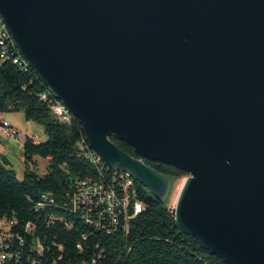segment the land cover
Returning a JSON list of instances; mask_svg holds the SVG:
<instances>
[{
  "label": "water",
  "instance_id": "95a60500",
  "mask_svg": "<svg viewBox=\"0 0 264 264\" xmlns=\"http://www.w3.org/2000/svg\"><path fill=\"white\" fill-rule=\"evenodd\" d=\"M30 68L109 168L228 264H264V0H0ZM133 148L122 151L111 138Z\"/></svg>",
  "mask_w": 264,
  "mask_h": 264
},
{
  "label": "trees",
  "instance_id": "16d2710c",
  "mask_svg": "<svg viewBox=\"0 0 264 264\" xmlns=\"http://www.w3.org/2000/svg\"><path fill=\"white\" fill-rule=\"evenodd\" d=\"M16 57L14 47L3 54L0 46V115L23 113L27 122L44 128L45 140L24 137L23 180L0 153V223L10 224L7 238L0 237V264H228L183 233L169 200L158 199L138 181L129 190L130 200L141 202L143 209L127 221L120 215L113 224L102 208L91 212L89 221L74 210L79 182L89 179L119 190L120 174L85 159L78 145L89 144L82 123L74 117L62 122L53 114L56 97L32 68L15 64ZM111 140L137 157L128 144ZM37 157L49 162L43 175L36 170ZM145 163L170 184L189 176L170 165Z\"/></svg>",
  "mask_w": 264,
  "mask_h": 264
},
{
  "label": "built area",
  "instance_id": "2783aa9c",
  "mask_svg": "<svg viewBox=\"0 0 264 264\" xmlns=\"http://www.w3.org/2000/svg\"><path fill=\"white\" fill-rule=\"evenodd\" d=\"M0 46L3 49V54L7 53L10 46L14 47L17 51V57L14 60V63L20 64L24 67H29L27 61L18 51L12 35L1 17ZM49 92L53 94L50 90ZM43 99H46V95H43ZM50 108L53 114H55L62 122H69L71 120V114L58 99L50 105ZM0 127L2 135L5 138L12 140L20 139L19 132L12 127L9 121L0 119ZM78 145L85 159H87L90 163L98 168L102 163H104L100 156L94 152L90 148V145H87L85 141L80 142ZM117 173L120 174V181L117 187L120 188L119 190L121 193L114 185L105 186L102 183L94 182L89 179L83 180L78 183L77 192L72 197L73 209L84 212L90 221L91 212L102 208L104 213L110 217L113 224H118L120 215H122L125 221H127L128 219L141 213L143 204L138 200H130L129 190L130 188H133L135 180L129 173ZM7 236L8 235L6 233V235H3L2 238H7ZM1 258L5 259L6 257L2 255Z\"/></svg>",
  "mask_w": 264,
  "mask_h": 264
},
{
  "label": "rangeland",
  "instance_id": "374dc122",
  "mask_svg": "<svg viewBox=\"0 0 264 264\" xmlns=\"http://www.w3.org/2000/svg\"><path fill=\"white\" fill-rule=\"evenodd\" d=\"M12 115V119L13 122L16 123L18 125V131L21 135H24L26 130V121L24 118V114L23 113H11ZM29 133L30 134H36V136H42L45 139V133H44V128L37 124L36 122H32V126L29 129ZM38 159V165L36 167V170L39 174L43 175L47 172V167L49 162L47 161V159L41 158V157H37ZM11 163L13 166V169L16 171L17 173V177L20 180H23L24 178V174H25V161L24 159H22L20 156H16L15 158H11ZM188 177L176 180L175 182H173V184H170V190L169 193L167 195V197H165L164 201H168V207H170L171 209H175L176 207V203L179 197V194L182 190V187L184 185V183L186 182ZM171 194V197L169 199V196ZM10 228V224L6 221H3L0 223V237H3V235H6L7 231H9Z\"/></svg>",
  "mask_w": 264,
  "mask_h": 264
},
{
  "label": "crops",
  "instance_id": "0c3cea01",
  "mask_svg": "<svg viewBox=\"0 0 264 264\" xmlns=\"http://www.w3.org/2000/svg\"><path fill=\"white\" fill-rule=\"evenodd\" d=\"M13 114H1L0 119L2 120H7L11 123L12 127L15 128L18 131V125L13 122L12 119ZM26 121V120H25ZM32 126V122H27L26 121V132L24 135H21L20 133V139L12 140V139H7L2 135L1 132V127H0V153L5 155L8 160L11 163V158H15L16 156H20L22 159H24V137L26 135L28 136H33L36 142L44 141L45 139L42 136H36V134H30L29 129ZM19 132V131H18ZM36 161V167L38 165V159L35 158ZM48 161V160H47ZM12 165V163H11Z\"/></svg>",
  "mask_w": 264,
  "mask_h": 264
}]
</instances>
